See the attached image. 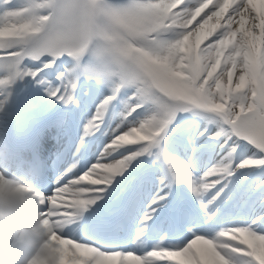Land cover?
Segmentation results:
<instances>
[{"label":"snow or ice","instance_id":"obj_1","mask_svg":"<svg viewBox=\"0 0 264 264\" xmlns=\"http://www.w3.org/2000/svg\"><path fill=\"white\" fill-rule=\"evenodd\" d=\"M0 71L62 109L64 264H264V0H0Z\"/></svg>","mask_w":264,"mask_h":264},{"label":"clouds","instance_id":"obj_2","mask_svg":"<svg viewBox=\"0 0 264 264\" xmlns=\"http://www.w3.org/2000/svg\"><path fill=\"white\" fill-rule=\"evenodd\" d=\"M39 164L0 137V249L3 264H64L32 189Z\"/></svg>","mask_w":264,"mask_h":264},{"label":"bare ground","instance_id":"obj_3","mask_svg":"<svg viewBox=\"0 0 264 264\" xmlns=\"http://www.w3.org/2000/svg\"><path fill=\"white\" fill-rule=\"evenodd\" d=\"M2 71H0V75H2ZM29 85V84H28ZM15 106V98L12 96L11 90H6L3 97L0 99V137H3L10 145L13 150L17 151L18 143H16L12 135L13 133H25V131L35 130L33 124L30 121H26L24 126H20L16 123V121L12 118ZM10 113V116L8 114ZM44 144V142H42ZM45 145V144H44Z\"/></svg>","mask_w":264,"mask_h":264}]
</instances>
